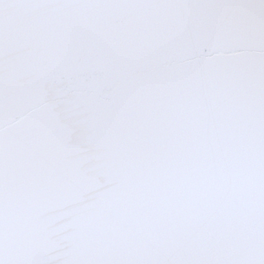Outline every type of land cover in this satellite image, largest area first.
I'll return each instance as SVG.
<instances>
[{"label": "snow or ice", "instance_id": "obj_1", "mask_svg": "<svg viewBox=\"0 0 264 264\" xmlns=\"http://www.w3.org/2000/svg\"><path fill=\"white\" fill-rule=\"evenodd\" d=\"M197 8L252 13L251 70L201 85L169 61L215 65L234 50L204 55L197 38L147 19L122 27L125 54L145 66L124 223L60 255L61 231L41 217L99 176L40 83L9 74L63 14ZM70 92L72 112L79 87ZM0 264H264V0H0Z\"/></svg>", "mask_w": 264, "mask_h": 264}, {"label": "water", "instance_id": "obj_2", "mask_svg": "<svg viewBox=\"0 0 264 264\" xmlns=\"http://www.w3.org/2000/svg\"><path fill=\"white\" fill-rule=\"evenodd\" d=\"M251 15L225 8L69 13L61 15L57 26L45 32L49 41L46 47L28 50L23 69L9 75L40 83L44 102L56 108L64 124L73 126L68 143L84 150L88 170L99 176L94 188L41 217L42 222H52L61 231L60 255L105 240L124 223L123 212L134 180L132 141L135 117L144 103L145 66L125 54L130 35L121 28L147 19L197 38L204 55L218 47L234 50L215 65L169 61L167 71H183L203 85L233 70L241 74L251 70L255 46L246 19ZM74 86L79 87L80 95L69 112L67 107L73 99L70 89ZM102 162L105 166L99 167Z\"/></svg>", "mask_w": 264, "mask_h": 264}]
</instances>
